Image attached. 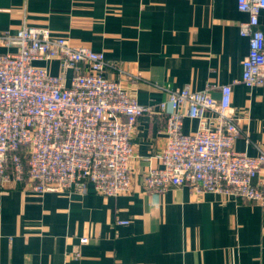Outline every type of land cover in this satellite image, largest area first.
Listing matches in <instances>:
<instances>
[{"label": "crops", "instance_id": "0c3cea01", "mask_svg": "<svg viewBox=\"0 0 264 264\" xmlns=\"http://www.w3.org/2000/svg\"><path fill=\"white\" fill-rule=\"evenodd\" d=\"M248 19L238 0H0L1 32L47 27L103 52L113 64L106 76L121 80L142 104L156 107L167 86H210L219 98L221 87L232 84L230 114L242 129L234 146L256 156L264 150V84L241 81L250 41L240 23ZM260 27L264 31V11ZM40 64L61 73L58 61ZM74 73L66 71L68 78ZM205 116L217 125L213 112ZM199 124L185 117L183 130ZM165 126L157 108L137 120L128 193L0 186V264H264V206L194 194L187 186L146 191L143 176L160 165Z\"/></svg>", "mask_w": 264, "mask_h": 264}, {"label": "built area", "instance_id": "2783aa9c", "mask_svg": "<svg viewBox=\"0 0 264 264\" xmlns=\"http://www.w3.org/2000/svg\"><path fill=\"white\" fill-rule=\"evenodd\" d=\"M238 8L249 14L240 23L250 41L241 81L253 87L264 84V0H238ZM0 46L6 48L0 50V186L80 194L93 186L108 196L128 193L137 120L157 108L166 117V143L160 165L143 176L147 192L187 186L194 194L213 192L264 206V150L252 156L234 146L242 129L230 114L232 84L221 87L219 98L210 86H167L166 98L155 107L106 76L113 64L103 52L74 45L47 27L0 31ZM52 61L61 73L40 64ZM69 69L75 71L70 78ZM208 111L216 115L214 127L206 120ZM185 117L200 120L196 130H183ZM88 241L81 238L82 244Z\"/></svg>", "mask_w": 264, "mask_h": 264}]
</instances>
